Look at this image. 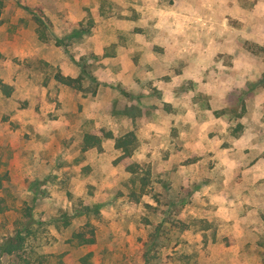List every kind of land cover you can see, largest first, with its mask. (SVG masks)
Segmentation results:
<instances>
[{
	"label": "rangeland",
	"instance_id": "1",
	"mask_svg": "<svg viewBox=\"0 0 264 264\" xmlns=\"http://www.w3.org/2000/svg\"><path fill=\"white\" fill-rule=\"evenodd\" d=\"M0 3V264H264V0Z\"/></svg>",
	"mask_w": 264,
	"mask_h": 264
},
{
	"label": "trees",
	"instance_id": "2",
	"mask_svg": "<svg viewBox=\"0 0 264 264\" xmlns=\"http://www.w3.org/2000/svg\"><path fill=\"white\" fill-rule=\"evenodd\" d=\"M1 3H0V25L2 23L1 18ZM56 80L65 86H69L74 88V84L77 82L76 79H71L68 77H56ZM0 89L4 93V95L8 96L10 94V87L5 85L4 83L0 82ZM106 137L113 140L114 148L120 150L122 152L123 157H129L131 155L130 144L132 139L129 138L128 135L120 136V137H113V135L109 132L106 133ZM100 138L96 135H89L85 134L82 140L81 150L85 151L89 148L99 146L100 145ZM134 172V170H132ZM145 185V180L141 179V189ZM143 194V191L140 193ZM93 243V241H91ZM25 246V235L22 234L21 230L18 229L14 231L12 234H9L3 237L0 243V255L11 256L19 253L20 251L24 250Z\"/></svg>",
	"mask_w": 264,
	"mask_h": 264
},
{
	"label": "crops",
	"instance_id": "3",
	"mask_svg": "<svg viewBox=\"0 0 264 264\" xmlns=\"http://www.w3.org/2000/svg\"><path fill=\"white\" fill-rule=\"evenodd\" d=\"M114 146V145H113Z\"/></svg>",
	"mask_w": 264,
	"mask_h": 264
}]
</instances>
